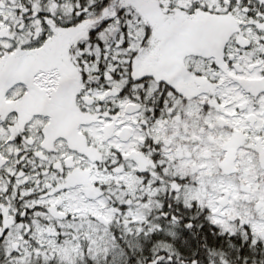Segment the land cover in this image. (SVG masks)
I'll list each match as a JSON object with an SVG mask.
<instances>
[{"label": "snow or ice", "instance_id": "obj_1", "mask_svg": "<svg viewBox=\"0 0 264 264\" xmlns=\"http://www.w3.org/2000/svg\"><path fill=\"white\" fill-rule=\"evenodd\" d=\"M0 264H264V0H0Z\"/></svg>", "mask_w": 264, "mask_h": 264}]
</instances>
